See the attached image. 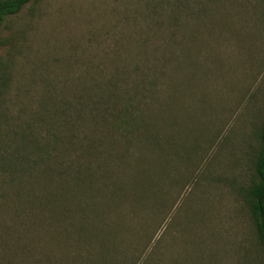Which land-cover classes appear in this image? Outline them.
<instances>
[{"label":"rangeland","instance_id":"1","mask_svg":"<svg viewBox=\"0 0 264 264\" xmlns=\"http://www.w3.org/2000/svg\"><path fill=\"white\" fill-rule=\"evenodd\" d=\"M149 84L157 107H172L168 115L187 118L194 109L208 119L217 114L205 146L212 154L211 175L220 183L199 182L193 197L185 186L184 199L176 202L181 206L189 198L183 221L203 211L199 232L206 241H192L190 230L184 244L182 233H168L165 221L144 239L147 251L156 242V258L170 263L187 250L191 258L184 264H264L242 197L229 186L252 177L264 120V0H31L7 18L0 31V264H66L80 252L78 217L71 226V212L65 218L62 210L64 191L74 180L70 171H60L97 131L90 135L91 114L81 119L74 133L83 143L63 159L59 141L53 144L63 134L60 101L108 106L143 96ZM148 98L139 99L140 108L143 101L152 104ZM202 125L183 134L181 158L192 139L202 137ZM126 144L116 137L114 160L126 154ZM132 152L135 157V146ZM90 160L81 157L76 167ZM92 161L96 166L103 160L96 155ZM74 185L81 193L82 182ZM80 193L75 204L83 198L95 203L101 195Z\"/></svg>","mask_w":264,"mask_h":264},{"label":"trees","instance_id":"2","mask_svg":"<svg viewBox=\"0 0 264 264\" xmlns=\"http://www.w3.org/2000/svg\"><path fill=\"white\" fill-rule=\"evenodd\" d=\"M30 2L31 0H0V31L7 18L20 14ZM149 85L144 88L143 96L117 99L108 106L101 102L86 103L81 99L75 102L60 101L59 122L63 134L61 139L55 135L53 144L56 145L59 141L61 148L58 147L57 150L60 156L65 154L63 159L69 160L65 157L66 152L71 151L74 145L83 143L74 133L81 119L91 114L89 123L93 128L90 127V135L97 131L87 140L88 145L85 143L84 146L88 147H84V151L80 147L77 154L71 152L74 157L71 158V166L63 163L64 168L60 171L66 176H69L70 171L74 184L80 181L83 184L81 193L74 184H69L64 191L63 216L67 218L65 212H71L67 218L69 221H66L71 226L75 224L72 222L75 215L78 217L79 223L75 229L77 244L81 243L80 252L75 251L77 257L68 256L66 264H184V261L191 258L190 251H182L181 261L174 259L171 263L165 258H156L161 247L156 246V242L147 251L144 239L153 238L157 228L165 221H168V233L174 236L180 232L184 234H180L184 244L188 240L186 235H189L186 233L190 230L192 241L194 238L207 240L206 235L199 232L201 224L206 222L203 211L197 209L190 213L186 222L183 221L186 218L182 214L189 198L181 206L176 202L184 197L185 186H191L190 195L193 197L196 194H192L199 188V182L209 180L208 185L211 187L220 183L219 177L211 175L212 154L209 147L205 146L210 141L207 129L214 127L213 119L217 114L213 119H208V115L203 114L200 109H194L191 114L188 113L187 118L184 115L182 118L168 115L166 110L172 111V107H157L156 92L150 88L154 84ZM149 96L152 97L155 109L151 103L144 101L143 109L140 108L139 99L147 100ZM168 101L175 103L173 99ZM201 123L204 124L202 137L199 141L192 139L181 158L180 139L183 134L186 136L189 127ZM116 137H120L127 144L126 154L121 156L118 153L114 160L113 152L116 150L113 146ZM257 137L258 149L252 161V177L248 184L236 186L235 182H229L232 184L229 186L238 189L254 228L256 243L264 256V120ZM134 146L137 150L135 157L132 152ZM103 148H107V151H102ZM96 155L103 161L95 166L92 159L95 160ZM81 157L91 160L85 166L76 167V161ZM129 158H134L132 163H121L123 159ZM100 186L107 190L97 189ZM85 191H96L102 196L99 195L95 203L83 198L75 204L77 193L82 196L89 195ZM130 202L133 204L131 209L123 212L125 204ZM142 213L146 216H142ZM133 233L135 244L129 246L131 244L127 238L130 239ZM191 249L194 250L192 246ZM140 251L148 253L146 256L134 258L133 254Z\"/></svg>","mask_w":264,"mask_h":264}]
</instances>
